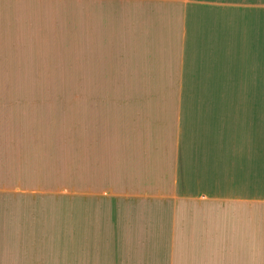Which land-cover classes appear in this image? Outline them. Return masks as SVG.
Instances as JSON below:
<instances>
[{"label": "crops", "instance_id": "1", "mask_svg": "<svg viewBox=\"0 0 264 264\" xmlns=\"http://www.w3.org/2000/svg\"><path fill=\"white\" fill-rule=\"evenodd\" d=\"M0 264H264V0H0Z\"/></svg>", "mask_w": 264, "mask_h": 264}, {"label": "rangeland", "instance_id": "2", "mask_svg": "<svg viewBox=\"0 0 264 264\" xmlns=\"http://www.w3.org/2000/svg\"><path fill=\"white\" fill-rule=\"evenodd\" d=\"M77 1V0H76ZM64 41H67L65 36H62L61 39L58 40L59 43H65ZM56 56H57V62H65V61H73L74 63L70 65L71 67L69 68L68 72H71L73 74H77L80 76L81 75V60H82V49L81 48H75V49H70V48H58L56 49ZM61 72V70L58 71V73ZM62 73V72H61ZM67 82L66 84L61 83ZM47 82H52L53 86L52 88L62 90V89H82L83 88V82L80 79H57L54 81H47ZM55 84V85H54ZM42 86V85H41ZM56 87V88H55ZM61 99V98H60ZM65 100V98H63ZM65 113V110H64ZM66 122L65 119V114L64 116H59L58 113V124H63ZM58 138L59 140L57 141V149L62 151L63 144L60 146L61 143H64L65 139V128H58ZM54 170L53 175H56L55 177H49V171H43L42 170V178L39 179V177L34 178L33 176H29L27 178L26 186H31V187H37V186H42V189H45V187L52 186V190L48 191H43L40 195L44 197L43 195H51V194H56L58 192V188L62 186H67V185H74L77 183V176L75 175V178H70L68 174L66 173L65 166L61 167L60 164H58L57 168L52 169ZM72 171V170H70ZM43 176L47 177L44 178ZM79 184V183H78ZM35 187V188H36ZM38 190V188H36ZM59 195V193H57ZM59 202H62L59 200ZM57 209L56 213L58 218H63L66 216V206L63 204H57ZM59 232H58V253L64 252L65 251V246L69 245L71 243V247H73L77 242H69L67 240V235L65 233V224L64 221L61 222L59 221ZM64 254V253H62Z\"/></svg>", "mask_w": 264, "mask_h": 264}, {"label": "trees", "instance_id": "3", "mask_svg": "<svg viewBox=\"0 0 264 264\" xmlns=\"http://www.w3.org/2000/svg\"><path fill=\"white\" fill-rule=\"evenodd\" d=\"M61 83L66 84L67 82L61 81ZM40 84L42 85L41 88H43V89H45V88H52V86H53V83L52 82H40Z\"/></svg>", "mask_w": 264, "mask_h": 264}]
</instances>
